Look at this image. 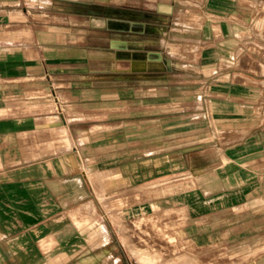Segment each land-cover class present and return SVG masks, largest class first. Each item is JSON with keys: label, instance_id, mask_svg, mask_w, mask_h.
Segmentation results:
<instances>
[{"label": "rangeland", "instance_id": "obj_1", "mask_svg": "<svg viewBox=\"0 0 264 264\" xmlns=\"http://www.w3.org/2000/svg\"><path fill=\"white\" fill-rule=\"evenodd\" d=\"M166 4L0 0V68L9 69L12 81L7 106L42 113L41 131L6 142L10 147L3 152L10 158L6 160L17 163L21 154L26 160L53 157L60 162L71 154L76 159L71 175L85 172L83 188L99 194L100 214H106L90 220L74 214L51 217L63 221L59 228L68 220L80 229L70 240L64 230L58 232L57 264H90L85 263L88 256L91 264H253L255 254L246 246L235 247L233 254L222 245L212 253L208 248L189 249L182 232L186 218L181 215L155 214L123 221L121 226L114 220L115 209L145 204L147 196L141 193L157 197L168 191L165 181L189 171L211 172L225 178L227 188L249 190L247 199L235 205L238 211H264V184L247 189L243 183L258 169L248 167L249 156L238 153L263 127H257L261 120L252 116L258 105L244 103L258 94L253 86L257 83L217 71L195 55L193 45L168 39L169 29L176 25L171 22L174 16L164 12L170 9ZM130 51H159L171 60V69L161 61L116 56ZM24 68L27 73L19 80ZM18 80L24 90L15 87ZM90 89L99 95L83 97ZM9 113L14 111L0 110V116ZM34 147L36 154L23 151ZM2 159L0 151V163ZM183 159L197 167L210 166L179 173ZM46 232L33 234L34 241L45 243ZM250 234L249 246L263 238L261 232ZM185 251L191 254L186 257Z\"/></svg>", "mask_w": 264, "mask_h": 264}, {"label": "crops", "instance_id": "obj_2", "mask_svg": "<svg viewBox=\"0 0 264 264\" xmlns=\"http://www.w3.org/2000/svg\"><path fill=\"white\" fill-rule=\"evenodd\" d=\"M164 1L170 8L164 12L169 18L174 16L171 22L176 25L169 29L168 32L172 33L168 35V39L193 45L195 55L200 56L202 62H209L217 71L223 70L230 76L241 77L243 81L257 83L253 86L258 87V94L249 97L244 103L258 105V113L254 112L252 116L261 120L257 127L262 124L263 127L251 135L254 138L248 139L238 153L244 152L245 156H249L246 161L248 167L258 169L256 176L248 175L244 178L243 183L247 185L245 188L248 189L252 184H264V0ZM57 38L61 37L57 35ZM8 70L7 67L0 68V110L14 111L0 116V151L3 158L0 163V264H57L58 232L64 230L68 237L66 240H70L80 229L77 222L70 223L68 220L59 228V223L63 224V221L51 217H71L74 214L82 217L81 220H90L95 215L104 217L106 214H100L99 194L91 193L87 186L83 188L86 183V179H83L85 172L71 175L76 164V159L71 154L60 162L53 157L38 159L34 156L33 159L26 160L21 154L17 163L7 162L10 158L3 152L6 148L10 150L6 144L10 138L36 134L42 130L39 123L42 115L40 111H25L23 106H7L11 103L7 88L12 82L8 78ZM21 72L22 75L17 76L21 77L19 80L24 79L26 68ZM16 86L17 89H25L24 83ZM96 95L99 93L90 89L83 97ZM232 102L243 103L237 100ZM12 103L20 101L12 100ZM17 151H21L19 147ZM23 151L29 154L39 152L35 147ZM237 156L239 154L236 153L232 156L235 163ZM4 159H7L6 162ZM180 164L178 172L183 171L182 173L210 166L197 167L184 159L183 164ZM165 183H169L166 188L168 191H163L157 197L150 192L141 193L147 196L145 204H136L126 210L115 209L114 220L121 226L123 221H135L139 217L150 218L155 214L181 215L186 218L182 224V232L185 234L184 243L189 249L208 248L212 253L217 252L222 245L233 254L235 247L246 246L255 254L253 264H264V211L251 214L244 208L238 211V206H235L247 199L249 190L227 188L224 186L225 178L206 171L204 174L194 175L189 171V175L172 177ZM76 203L78 206H74ZM103 221H106L105 218ZM114 225L118 227L116 222ZM44 231H47L45 243L39 240L35 242L32 235L38 236ZM255 232L263 233V238L257 244L249 246L250 233ZM46 242L50 243L49 249L46 248ZM86 243L85 239V245ZM190 254V251L184 253L186 257ZM86 262L94 263L89 256L85 257Z\"/></svg>", "mask_w": 264, "mask_h": 264}, {"label": "water", "instance_id": "obj_3", "mask_svg": "<svg viewBox=\"0 0 264 264\" xmlns=\"http://www.w3.org/2000/svg\"><path fill=\"white\" fill-rule=\"evenodd\" d=\"M129 48H141L143 46L142 45H127ZM129 52V51H128ZM117 57L120 58H134V59H143V60H147V61H161L162 64L165 65L166 69H171V60L164 57L161 52L159 51H143L142 54H137V53H133V51L127 55V54H122V55H117Z\"/></svg>", "mask_w": 264, "mask_h": 264}, {"label": "bare ground", "instance_id": "obj_4", "mask_svg": "<svg viewBox=\"0 0 264 264\" xmlns=\"http://www.w3.org/2000/svg\"><path fill=\"white\" fill-rule=\"evenodd\" d=\"M172 52L174 53V51H172ZM67 139H68V138H67V136H66V141H67ZM63 141H64V140H63ZM139 251H142L141 248H140ZM143 251H144V250H143ZM143 251H142V252H143ZM146 251H147V249H146ZM146 251H145V252H146ZM147 252H148V251H147ZM147 254H148V253H147ZM148 255H149V254H148ZM145 257H146V256H145ZM151 257H153V256H151Z\"/></svg>", "mask_w": 264, "mask_h": 264}]
</instances>
